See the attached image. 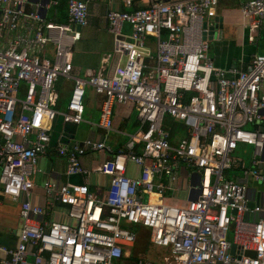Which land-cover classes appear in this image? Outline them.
Masks as SVG:
<instances>
[{
  "label": "built area",
  "instance_id": "2783aa9c",
  "mask_svg": "<svg viewBox=\"0 0 264 264\" xmlns=\"http://www.w3.org/2000/svg\"><path fill=\"white\" fill-rule=\"evenodd\" d=\"M91 1L48 0L44 7L65 3L67 22L55 23L41 17V3L0 0V205L24 199L16 246H0V264H155L133 254L136 228L147 231L150 246L169 251L162 264H264V217L246 219L264 207L250 205L246 182L227 177L239 168L246 181L264 185L258 167L264 54H253L243 67L214 66L208 53L217 26L210 21L219 0H122L127 10L106 13L113 44L108 57H116L115 65L108 70L103 58L98 70L80 78L72 73V46L80 37L74 27L87 26ZM139 1L146 6L135 7ZM239 11L248 40L256 41L264 0H239ZM47 45L54 48L51 60L41 57ZM59 78L73 83L63 111L57 109ZM87 87L103 98L98 126L105 135L114 131V105H131L139 129L123 150L90 168L81 158L111 152L104 140L55 145L65 175L84 182L47 180V206L33 204L32 177L50 148L52 124L57 117L63 124L84 121ZM168 120L183 130L175 142ZM241 144L253 149L248 167L235 154ZM128 162L139 167L137 177L125 174ZM91 174L108 177L103 196L89 191ZM182 179L193 198L178 204ZM55 204L65 207L68 222L43 221Z\"/></svg>",
  "mask_w": 264,
  "mask_h": 264
},
{
  "label": "crops",
  "instance_id": "0c3cea01",
  "mask_svg": "<svg viewBox=\"0 0 264 264\" xmlns=\"http://www.w3.org/2000/svg\"><path fill=\"white\" fill-rule=\"evenodd\" d=\"M167 1V0H166ZM238 9L233 12L229 9V0H219L216 8V17L210 22L217 26L214 29V38L210 42L209 57L215 67L227 68L232 65L245 66L250 57L255 53L264 54V24L258 32L257 40L250 42L248 40L249 32L240 15L239 0H234ZM27 4L41 3V10H44L45 20L53 21L55 23H66L65 3L59 2L57 5L44 7L43 0H26ZM48 3V2H47ZM122 0H92L88 5V24L86 27H81L75 31L79 32V39L72 46V73L80 78L85 76L87 69L98 70V66L103 58H107L108 70H110L116 62L115 56L108 55L112 52V38L107 32L106 13L111 9L127 10L121 5ZM135 7H145V1H139L134 4ZM41 15V13H40ZM235 25L236 29L230 28ZM228 29V30H227ZM226 30V32H225ZM123 32L128 33V25L123 26ZM148 49L151 53L154 52V44L151 38L147 40ZM54 48L51 45L45 46L41 50V57L51 60L53 58ZM73 83L70 80L59 78L56 82V91L58 93L57 109L63 111L68 102ZM102 96L95 95L90 87L85 90L83 100L84 104V121L79 125L63 124L61 119L57 117L51 128V142L50 148L45 155H40L36 164V172L32 177L34 183V190L30 196V202L40 206H47L45 203L42 185L47 180H54L58 183L73 182L83 183L84 179L80 176L65 175V160L57 155L53 147L57 144L63 143L65 145H72L73 142L82 143L87 139L104 140V143L110 147L111 152L99 151L94 153H87L81 158L83 167L90 168L99 161H106L118 151L123 150L129 142V136L135 134L139 129V123L136 113L131 105H114L113 106V123L114 131L105 135L104 131L98 126L99 113L102 102ZM166 125H172L173 142L177 141L183 135V130L180 124L171 123L167 121ZM178 138V139H177ZM140 151L141 147H135ZM253 149L248 145H238L236 150V157L239 158L243 166H250V160ZM260 163L258 167L264 171V152L262 156L258 157ZM140 173L139 167L134 163L128 162L126 165L125 174L128 177H137ZM227 177L233 180L245 179L242 171L233 169L227 172ZM88 189L91 193L97 196H103L105 189L109 184L108 177L91 174L87 178ZM247 184V197L250 203L258 204L264 207V185L252 183L250 180L245 181ZM187 185L189 181L182 179L180 183V193L177 195L176 202L183 204L187 199L193 198V194L189 191ZM24 199L21 198L18 202H11L9 200H2L0 205V246L7 248H14L18 239L21 221L19 218L20 203ZM65 207L60 204H55L47 211V214L42 217L44 222L62 221L68 222L64 215ZM264 217V212L250 213L246 216L248 221H255L259 217ZM137 240L132 250L134 255H146L143 252V246L148 245V233L144 228H136ZM142 237V239H139ZM227 240L232 241V232H227ZM137 247V249H136ZM139 248V249H138ZM165 256L169 255L167 249ZM1 256V255H0ZM30 260V259H29ZM155 264L157 261L154 262ZM160 264H162L160 258Z\"/></svg>",
  "mask_w": 264,
  "mask_h": 264
},
{
  "label": "rangeland",
  "instance_id": "374dc122",
  "mask_svg": "<svg viewBox=\"0 0 264 264\" xmlns=\"http://www.w3.org/2000/svg\"><path fill=\"white\" fill-rule=\"evenodd\" d=\"M229 9H231V11L233 12L234 10L238 9L237 4H235L234 0H229ZM230 28L236 29L235 25H231ZM228 30V29H227ZM226 32V30H225ZM96 95V94H95ZM135 111V110H134ZM136 113V111H135ZM139 239H142V237H140ZM143 246V252L146 255V257L151 260L152 262L157 261L156 264H160V258H162L164 256V254L166 253L165 249H161V248H157V247H153V246H146V245H139V248H141ZM138 248V249H139ZM137 249V247H136Z\"/></svg>",
  "mask_w": 264,
  "mask_h": 264
},
{
  "label": "water",
  "instance_id": "95a60500",
  "mask_svg": "<svg viewBox=\"0 0 264 264\" xmlns=\"http://www.w3.org/2000/svg\"><path fill=\"white\" fill-rule=\"evenodd\" d=\"M29 1H32V0H29ZM163 1H166V0H163ZM47 2H48V0H43V3H42V4H47ZM40 13H41V16H44V10H41ZM211 24H212V23H211ZM79 28H80V27H77L76 29L79 30ZM245 181H246V179H243V180H236L237 183H244ZM250 205L253 206V205H256V204L251 203ZM234 249H235V247H234V245H232V246H231V250H230V253H231V254L234 253ZM243 254H244L245 256H250V257H253V256H254V253L251 252V251H245Z\"/></svg>",
  "mask_w": 264,
  "mask_h": 264
},
{
  "label": "trees",
  "instance_id": "16d2710c",
  "mask_svg": "<svg viewBox=\"0 0 264 264\" xmlns=\"http://www.w3.org/2000/svg\"><path fill=\"white\" fill-rule=\"evenodd\" d=\"M65 11H66V8H65ZM248 129H252V126H248Z\"/></svg>",
  "mask_w": 264,
  "mask_h": 264
}]
</instances>
